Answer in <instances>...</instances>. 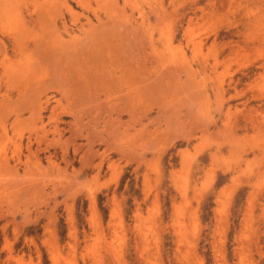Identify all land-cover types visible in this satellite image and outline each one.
Segmentation results:
<instances>
[{
    "label": "rangeland",
    "instance_id": "374dc122",
    "mask_svg": "<svg viewBox=\"0 0 264 264\" xmlns=\"http://www.w3.org/2000/svg\"><path fill=\"white\" fill-rule=\"evenodd\" d=\"M0 264H264V0H0Z\"/></svg>",
    "mask_w": 264,
    "mask_h": 264
},
{
    "label": "bare ground",
    "instance_id": "6f19581e",
    "mask_svg": "<svg viewBox=\"0 0 264 264\" xmlns=\"http://www.w3.org/2000/svg\"><path fill=\"white\" fill-rule=\"evenodd\" d=\"M219 251H220V250H219ZM147 260H148V259H147ZM181 260H182V259H181ZM218 260H220V259H218ZM185 261H186V260H185ZM218 262H219V261H218ZM218 262H217V263H218Z\"/></svg>",
    "mask_w": 264,
    "mask_h": 264
}]
</instances>
